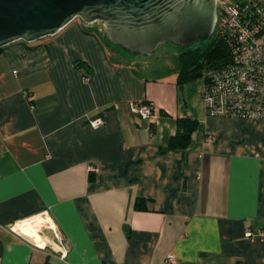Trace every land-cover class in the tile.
<instances>
[{"label": "crops", "instance_id": "0c3cea01", "mask_svg": "<svg viewBox=\"0 0 264 264\" xmlns=\"http://www.w3.org/2000/svg\"><path fill=\"white\" fill-rule=\"evenodd\" d=\"M91 25L0 49V264H264V119L209 116L177 55L158 71ZM179 118L196 126L167 148ZM40 215L64 258L9 230Z\"/></svg>", "mask_w": 264, "mask_h": 264}, {"label": "water", "instance_id": "95a60500", "mask_svg": "<svg viewBox=\"0 0 264 264\" xmlns=\"http://www.w3.org/2000/svg\"><path fill=\"white\" fill-rule=\"evenodd\" d=\"M217 0H0V49L55 34L74 18L99 29L114 45L150 54L158 44L208 40Z\"/></svg>", "mask_w": 264, "mask_h": 264}, {"label": "built area", "instance_id": "2783aa9c", "mask_svg": "<svg viewBox=\"0 0 264 264\" xmlns=\"http://www.w3.org/2000/svg\"><path fill=\"white\" fill-rule=\"evenodd\" d=\"M216 14V32L224 37L232 56L230 62L208 71L206 80L202 78L199 95L206 113L209 116L264 119V5L258 0H232L218 4ZM87 78L85 75L84 80ZM129 110L142 118L152 114L146 104L132 102ZM88 123L91 127H97L103 124V118H90ZM87 170L90 173L98 171L91 164L87 166ZM38 217L45 221L47 216ZM32 219L12 223L9 230L33 247L44 249L46 245H50V249L57 252L60 259L64 258L67 252L65 241L46 221L35 229L37 239H32L15 228L25 222L31 224ZM47 230L51 236L46 233ZM247 236H251V233L248 232ZM259 236L264 240V233ZM166 259L172 261L173 256L168 254Z\"/></svg>", "mask_w": 264, "mask_h": 264}, {"label": "trees", "instance_id": "16d2710c", "mask_svg": "<svg viewBox=\"0 0 264 264\" xmlns=\"http://www.w3.org/2000/svg\"><path fill=\"white\" fill-rule=\"evenodd\" d=\"M205 41V45L199 49H188L177 53L178 66L176 84L180 87L183 83L191 79L203 78V80H206L208 78V71L213 68L222 67L231 61V48H229L228 43L224 37H221L218 31ZM74 65L84 68L80 62H75ZM195 126V120L185 118L177 119V132L169 139L167 148L186 146L189 143L191 132ZM150 129H153L152 124H150ZM92 176L93 174H90V179ZM135 202V209L143 208L144 202L142 199H136Z\"/></svg>", "mask_w": 264, "mask_h": 264}, {"label": "rangeland", "instance_id": "374dc122", "mask_svg": "<svg viewBox=\"0 0 264 264\" xmlns=\"http://www.w3.org/2000/svg\"><path fill=\"white\" fill-rule=\"evenodd\" d=\"M217 2L220 5L223 2H232V0H218ZM76 20H78V22H80L82 25H84V26L86 25V27L87 26L92 27V25L90 26V24L84 23V21L80 20L79 18H76ZM95 25H97L99 28L101 26V22L100 21H94L93 27ZM216 30H217V27H215L213 34L216 33ZM213 34H211V35H213ZM106 39H108L107 36H106ZM110 43H111V45L115 46L117 49L119 48L123 52L134 55L133 57L143 60L144 63H146L151 68L155 66V67H157L156 69L158 71L159 70L161 71L162 69H165L166 66H172L173 68L175 67V64L177 63L176 62V55L178 52L185 51L188 49H199L205 45L206 41L205 40L195 41L193 43L187 44V46H181L178 44H174L172 42H164V44H158L152 53L142 54V55L136 54L133 52H128L124 48L114 45L111 41H110ZM158 71H155V69H154L153 73L158 72Z\"/></svg>", "mask_w": 264, "mask_h": 264}, {"label": "bare ground", "instance_id": "6f19581e", "mask_svg": "<svg viewBox=\"0 0 264 264\" xmlns=\"http://www.w3.org/2000/svg\"><path fill=\"white\" fill-rule=\"evenodd\" d=\"M45 221L49 224V226H53L52 221L48 217H46V220ZM45 221H43L41 218L38 217V218L33 219V221L31 222V224H29L28 222H25V223L27 224L28 227H30L31 229H33L35 231V229L38 226H42L43 223H45ZM36 235L37 234L35 233L32 236H28V237H30L32 239H37V236Z\"/></svg>", "mask_w": 264, "mask_h": 264}]
</instances>
